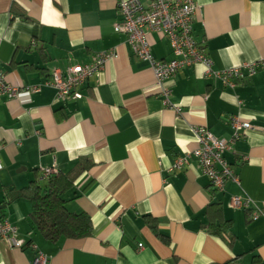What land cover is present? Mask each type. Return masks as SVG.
<instances>
[{"label":"crops","instance_id":"crops-1","mask_svg":"<svg viewBox=\"0 0 264 264\" xmlns=\"http://www.w3.org/2000/svg\"><path fill=\"white\" fill-rule=\"evenodd\" d=\"M117 1L0 0V69L11 83L40 85L0 97V219L17 227L20 243L0 238V264H31L32 243L47 264H211L236 255L242 264L264 262V66L233 87L200 63L180 69L162 84L164 105L151 67L113 29ZM194 2L193 35L213 70L264 60V0ZM146 37L153 56H170L160 32ZM108 49L115 56L81 98L58 101L44 84L53 70ZM232 114L251 123L224 152L239 184L213 189L193 160L169 170L197 146L194 126L230 138ZM51 165L71 182L66 208L89 216L87 236L50 241L31 226L28 199L7 202V189L40 180ZM233 195L250 200L235 207Z\"/></svg>","mask_w":264,"mask_h":264},{"label":"built area","instance_id":"built-area-1","mask_svg":"<svg viewBox=\"0 0 264 264\" xmlns=\"http://www.w3.org/2000/svg\"><path fill=\"white\" fill-rule=\"evenodd\" d=\"M116 6L119 18L114 23L113 29L123 33L133 54L146 61L151 67L155 85L158 86L164 105L171 106V103L169 90L162 84L180 69L200 63L205 67L206 74L215 76L223 84L233 87L243 78L254 74L259 67L264 66V60L259 59L221 70H213L210 57L193 35L192 25L196 8L194 0H149L147 4L141 0H118ZM150 30L160 32L167 39L170 46L168 58H157L152 55L146 37ZM113 56H115V51L112 49L96 52L89 62L69 63L63 72L53 70L44 84L55 89V99L58 101L81 98V88L85 86L87 80L99 73L107 60ZM20 89L34 92L40 89V85L11 83L0 69V97L2 95L15 96ZM173 109L177 113L180 111V108L176 106ZM228 124L232 131L228 139L216 137L205 126H194L192 129L197 146L191 151L176 155L169 170L183 168L193 160L207 176L213 189L222 190L227 180L239 184V175L225 159L224 152L230 148L231 142L244 136L246 130L251 127V123L232 114L228 117ZM56 172H58L57 167L51 165L42 168L40 176L46 178ZM249 200L247 197L233 195L230 203L232 206L242 207ZM257 216V211L252 213V218ZM0 238L5 239L12 246L20 245L17 239V227L6 219H0ZM31 246L34 249L31 264H47V256L35 244L32 243ZM141 247L142 244L138 243V248Z\"/></svg>","mask_w":264,"mask_h":264},{"label":"trees","instance_id":"trees-1","mask_svg":"<svg viewBox=\"0 0 264 264\" xmlns=\"http://www.w3.org/2000/svg\"><path fill=\"white\" fill-rule=\"evenodd\" d=\"M70 187V180L58 171L46 178L41 177L40 180H32L19 189H7L6 199L7 202L18 198L28 199L31 204V211L29 213L31 226L50 241L55 242L60 238L87 236L91 227L89 216L84 212L69 211L65 206L63 193ZM211 206L214 207V212L220 211L219 204H209L207 210ZM211 224L208 226L214 230L213 232H216L218 227ZM151 226L158 236L165 239L159 233L155 224ZM240 258L241 255H236L223 263L211 264H242ZM255 259L257 264H264L258 258L255 257Z\"/></svg>","mask_w":264,"mask_h":264}]
</instances>
